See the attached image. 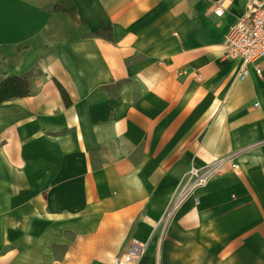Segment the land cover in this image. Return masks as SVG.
Masks as SVG:
<instances>
[{"label": "crops", "instance_id": "1", "mask_svg": "<svg viewBox=\"0 0 264 264\" xmlns=\"http://www.w3.org/2000/svg\"><path fill=\"white\" fill-rule=\"evenodd\" d=\"M248 1L0 0V83L29 87L0 103V264L104 263L132 237L136 264H264V59L239 80L224 55Z\"/></svg>", "mask_w": 264, "mask_h": 264}, {"label": "built area", "instance_id": "2", "mask_svg": "<svg viewBox=\"0 0 264 264\" xmlns=\"http://www.w3.org/2000/svg\"><path fill=\"white\" fill-rule=\"evenodd\" d=\"M227 0H215L214 14H223ZM225 57L238 63V79L243 80L251 72L261 73L260 63L264 59V0H249L245 13L233 23L225 35ZM258 105V102L253 104ZM221 172L217 166L197 168L190 166L185 181L172 201V214L193 191L209 181L212 175ZM146 250V243L132 237L126 250L111 258L109 264H136Z\"/></svg>", "mask_w": 264, "mask_h": 264}, {"label": "trees", "instance_id": "3", "mask_svg": "<svg viewBox=\"0 0 264 264\" xmlns=\"http://www.w3.org/2000/svg\"><path fill=\"white\" fill-rule=\"evenodd\" d=\"M62 97L67 95L59 86ZM29 94L28 82L25 78L19 76H9L0 83V103L13 97H22Z\"/></svg>", "mask_w": 264, "mask_h": 264}, {"label": "rangeland", "instance_id": "4", "mask_svg": "<svg viewBox=\"0 0 264 264\" xmlns=\"http://www.w3.org/2000/svg\"><path fill=\"white\" fill-rule=\"evenodd\" d=\"M57 251V250H56ZM110 260L108 262L104 263H97V264H109ZM50 264H62V263H57V262H52ZM63 264H95V263H63Z\"/></svg>", "mask_w": 264, "mask_h": 264}]
</instances>
